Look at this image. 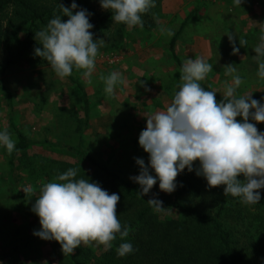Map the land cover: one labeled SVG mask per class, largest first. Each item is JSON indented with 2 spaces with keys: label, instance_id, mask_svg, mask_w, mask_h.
<instances>
[{
  "label": "rangeland",
  "instance_id": "1",
  "mask_svg": "<svg viewBox=\"0 0 264 264\" xmlns=\"http://www.w3.org/2000/svg\"><path fill=\"white\" fill-rule=\"evenodd\" d=\"M91 4L90 22L94 28L90 31L94 39H104V46L99 49L90 78L83 76L84 70L74 69L71 76L60 79L47 61L34 55L23 42L12 48L6 43L0 46V127H7L16 143L19 132L33 142L30 149L18 154L9 155L6 148L0 147V264H72L58 241L33 234L42 226L31 210L41 186L56 180L68 168H79L78 178L97 181L104 189L97 166L140 186L130 177L140 174L135 158L149 163V153L138 142L146 128L144 113L166 111L178 90L181 70L171 56L170 44L187 18L190 17L178 37L176 53L183 63L202 55L213 66L200 83L223 92L225 81L233 79L225 74L231 64L237 69L233 75L242 79L238 94L252 93L253 98L264 103V80L257 76L253 50L264 28L262 0H242L241 5L234 0H156V6L142 16V29L113 24L112 18L100 21L110 10H104L99 0H91ZM97 25L102 30L96 37ZM161 25L172 29L174 35H162ZM228 33L235 37L237 47L239 36L247 40V46L240 47L237 55L232 54ZM112 71H120L127 79L126 86H117L115 97L105 93L100 78ZM250 122L264 132V122ZM198 167L199 161H195L194 169ZM150 172L156 175L154 169L150 168ZM183 172L185 187L196 195L191 206L202 214H216L226 200V186L209 188L207 180L195 170L189 172L186 168ZM23 188L32 191L26 193ZM257 191L264 198V189ZM116 193L120 195L119 219L128 214L135 220L150 207L147 200L134 194ZM149 193L161 201L176 198L175 191H161L159 181ZM171 215L177 218L178 212ZM222 221L232 232L238 256L245 257L242 264H264L263 209L240 201L228 204ZM190 229L192 236L197 233L210 244L214 239L204 225ZM80 249L89 264L109 258L110 249L96 242L82 244Z\"/></svg>",
  "mask_w": 264,
  "mask_h": 264
},
{
  "label": "clouds",
  "instance_id": "2",
  "mask_svg": "<svg viewBox=\"0 0 264 264\" xmlns=\"http://www.w3.org/2000/svg\"><path fill=\"white\" fill-rule=\"evenodd\" d=\"M99 3L104 10L112 12L113 24L141 29L144 27L142 16L156 6V0H99ZM234 3L241 5L242 0ZM59 10V14L54 11L45 27L35 31L34 39L42 48L36 47L34 55L47 61L60 79L71 76L74 69L84 70L83 76L90 78L96 69L99 49L104 46V39H94L90 31L94 28L90 22L93 13L75 0L70 7L59 3ZM62 16L69 19L64 21ZM160 33L174 35L172 29L163 25ZM228 39L233 55L240 52V47L247 46L243 37L239 36L240 47L236 46L232 34L228 33ZM259 40L253 48L254 59L258 64L257 76L264 80V28ZM212 68L202 55L188 58L180 71L181 83L166 111L144 113L146 128L141 131L138 142L149 153V163L135 158L140 174L130 177L141 186V196L148 194L157 181L161 191L174 192L178 175L187 168L203 176L209 188L225 185V196L239 198L243 205L261 202V192L257 190L264 189V132L250 121L264 122V103L253 98L252 93L238 94L242 79L233 75L237 69L231 64L227 65L225 74L233 79L225 81L224 91L219 92L223 98L217 101L218 92L200 83ZM100 78L108 96L115 97L117 86L127 85L120 71ZM0 147L6 148L9 155L17 150L7 127H0ZM195 161H199V167L194 169ZM150 168L154 169L155 176ZM241 175L243 180L239 179ZM78 176L79 168L70 167L58 174L56 180L41 186L31 210L40 218L42 227L33 234L58 241L65 256L73 255L77 247L90 242L112 249L117 237L121 241L115 249L119 257L136 252L138 249L126 239L128 226L118 218L120 195L110 194L97 181ZM147 202L156 213L165 209L163 201L157 198Z\"/></svg>",
  "mask_w": 264,
  "mask_h": 264
},
{
  "label": "trees",
  "instance_id": "3",
  "mask_svg": "<svg viewBox=\"0 0 264 264\" xmlns=\"http://www.w3.org/2000/svg\"><path fill=\"white\" fill-rule=\"evenodd\" d=\"M72 2L73 0H0V46L6 43L7 47L12 48L23 42L28 49L35 52V48L38 47L34 40L35 31L47 25L48 21L53 18L54 11L59 14V3L70 7ZM75 2L80 7L90 12L93 11L91 0H75ZM262 2L264 4V0ZM111 18L112 12L110 11L100 21ZM189 18L182 24L170 44L171 56L180 70L183 62L176 53V45ZM68 19L69 17L62 16V20L67 21ZM96 30L95 36H100L102 27L97 25ZM22 35H24V41ZM201 85L206 89L214 90L208 85L202 83ZM216 98L219 101L223 97L217 93ZM32 145L33 142L25 134L19 132L17 150L14 154L27 151ZM76 153L81 155L78 151ZM97 169L102 174V180L110 194L123 191L134 194L140 199L154 198L150 193L141 196L140 186L124 180L111 170L102 166H97ZM239 179L243 180V175ZM176 182V198L164 200L165 209L162 212L156 213L149 207L139 213L135 220H131L128 214L120 216L122 224H126L129 228V236L126 239L138 249L136 252L126 257H119L115 249L121 241L117 237L112 249L108 251L109 258L94 260L93 263L90 261V264H242L245 257L238 256L232 232L225 228L222 221L227 205L238 204L239 198L229 195L221 203L216 214H202L191 206V203L196 201V195L185 187L184 172L178 175ZM258 206L264 211V198H261ZM173 212H178L177 218L172 217ZM162 218H164L163 221H161ZM196 225H204L212 233L214 239L211 244L206 242L201 235L197 236L195 232L194 236L191 235L190 227ZM66 257L71 260L72 264H89L87 255L80 247L75 249L73 255Z\"/></svg>",
  "mask_w": 264,
  "mask_h": 264
}]
</instances>
